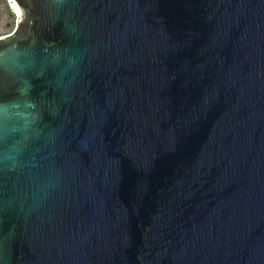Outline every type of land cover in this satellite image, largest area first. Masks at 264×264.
I'll list each match as a JSON object with an SVG mask.
<instances>
[{
	"label": "water",
	"instance_id": "water-1",
	"mask_svg": "<svg viewBox=\"0 0 264 264\" xmlns=\"http://www.w3.org/2000/svg\"><path fill=\"white\" fill-rule=\"evenodd\" d=\"M0 264H264V0H12Z\"/></svg>",
	"mask_w": 264,
	"mask_h": 264
},
{
	"label": "trees",
	"instance_id": "trees-1",
	"mask_svg": "<svg viewBox=\"0 0 264 264\" xmlns=\"http://www.w3.org/2000/svg\"><path fill=\"white\" fill-rule=\"evenodd\" d=\"M11 2H12V7L8 5L7 0H0V14L2 11L6 12L7 21L4 24V27H6L9 30V32L14 29V25H16L15 20H17L16 11H14L16 7L12 0ZM9 32H5L4 34L9 33Z\"/></svg>",
	"mask_w": 264,
	"mask_h": 264
},
{
	"label": "rangeland",
	"instance_id": "rangeland-1",
	"mask_svg": "<svg viewBox=\"0 0 264 264\" xmlns=\"http://www.w3.org/2000/svg\"><path fill=\"white\" fill-rule=\"evenodd\" d=\"M7 2H8V5L10 6V7H12V2H11V0H7ZM14 3V2H13ZM16 7V6H15ZM14 11H16L17 13H16V15H17V19H18V10H17V8H15L14 9ZM16 18V17H15ZM6 21H7V15H6V12L5 11H2L1 12V14H0V35H2V34H4L5 32H9V30L6 28V27H4V24L6 23ZM15 22H17V20H15ZM14 28H15V25H14ZM14 30V29H13ZM12 30V31H13ZM11 32V31H10Z\"/></svg>",
	"mask_w": 264,
	"mask_h": 264
},
{
	"label": "bare ground",
	"instance_id": "bare-ground-1",
	"mask_svg": "<svg viewBox=\"0 0 264 264\" xmlns=\"http://www.w3.org/2000/svg\"><path fill=\"white\" fill-rule=\"evenodd\" d=\"M17 8V7H16ZM17 10H18V14H20V11H19V9L17 8Z\"/></svg>",
	"mask_w": 264,
	"mask_h": 264
},
{
	"label": "built area",
	"instance_id": "built-area-1",
	"mask_svg": "<svg viewBox=\"0 0 264 264\" xmlns=\"http://www.w3.org/2000/svg\"><path fill=\"white\" fill-rule=\"evenodd\" d=\"M17 13V12H16Z\"/></svg>",
	"mask_w": 264,
	"mask_h": 264
}]
</instances>
